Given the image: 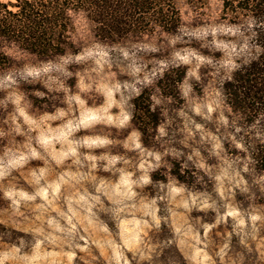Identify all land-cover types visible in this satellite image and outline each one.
Wrapping results in <instances>:
<instances>
[{
  "label": "rangeland",
  "instance_id": "obj_1",
  "mask_svg": "<svg viewBox=\"0 0 264 264\" xmlns=\"http://www.w3.org/2000/svg\"><path fill=\"white\" fill-rule=\"evenodd\" d=\"M177 3L175 33L79 17L75 53L0 73V264H264V112L221 89L259 47Z\"/></svg>",
  "mask_w": 264,
  "mask_h": 264
},
{
  "label": "trees",
  "instance_id": "obj_2",
  "mask_svg": "<svg viewBox=\"0 0 264 264\" xmlns=\"http://www.w3.org/2000/svg\"><path fill=\"white\" fill-rule=\"evenodd\" d=\"M184 1L192 10L198 7L197 0ZM218 16L250 31L259 47L222 82L225 103L238 115L264 112V0H220ZM79 17L89 25L91 38L105 44L137 40L154 28L172 34L181 25L177 0H0V73L20 69L26 58L46 62L75 53L73 45L84 44L76 35ZM137 101L132 115L148 114L149 105ZM259 159L264 163V155Z\"/></svg>",
  "mask_w": 264,
  "mask_h": 264
}]
</instances>
